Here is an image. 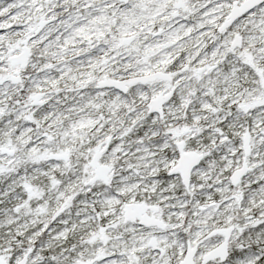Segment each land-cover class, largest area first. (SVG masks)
<instances>
[{
    "label": "snow or ice",
    "instance_id": "snow-or-ice-1",
    "mask_svg": "<svg viewBox=\"0 0 264 264\" xmlns=\"http://www.w3.org/2000/svg\"><path fill=\"white\" fill-rule=\"evenodd\" d=\"M0 264H264V0H0Z\"/></svg>",
    "mask_w": 264,
    "mask_h": 264
}]
</instances>
